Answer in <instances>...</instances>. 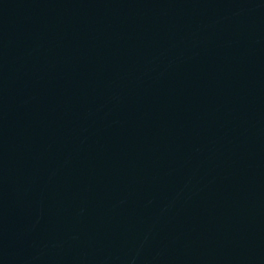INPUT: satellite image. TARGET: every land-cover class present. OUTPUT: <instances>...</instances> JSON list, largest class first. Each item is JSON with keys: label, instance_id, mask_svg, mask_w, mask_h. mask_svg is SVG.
<instances>
[{"label": "water", "instance_id": "water-1", "mask_svg": "<svg viewBox=\"0 0 264 264\" xmlns=\"http://www.w3.org/2000/svg\"><path fill=\"white\" fill-rule=\"evenodd\" d=\"M0 264H264V0H0Z\"/></svg>", "mask_w": 264, "mask_h": 264}]
</instances>
